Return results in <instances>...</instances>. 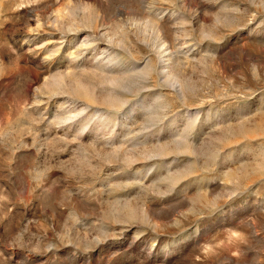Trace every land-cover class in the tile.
Masks as SVG:
<instances>
[{"label":"rangeland","instance_id":"rangeland-1","mask_svg":"<svg viewBox=\"0 0 264 264\" xmlns=\"http://www.w3.org/2000/svg\"><path fill=\"white\" fill-rule=\"evenodd\" d=\"M0 264H264V0H0Z\"/></svg>","mask_w":264,"mask_h":264}]
</instances>
